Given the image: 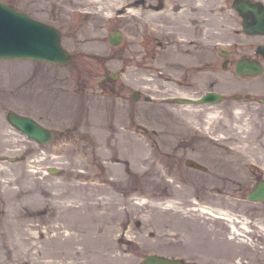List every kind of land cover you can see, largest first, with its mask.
Listing matches in <instances>:
<instances>
[{
  "label": "rangeland",
  "instance_id": "374dc122",
  "mask_svg": "<svg viewBox=\"0 0 264 264\" xmlns=\"http://www.w3.org/2000/svg\"><path fill=\"white\" fill-rule=\"evenodd\" d=\"M2 1L59 27L73 59L65 67L0 60V264H48L53 216L74 217L66 201H95L108 184L119 212L103 223L100 251L77 255L78 264H141L150 253L185 264H264V201L245 199L264 179V73L244 77L234 61L222 66L233 0H168L162 12L157 0H118L115 9L111 0ZM117 30L125 38L115 47L108 35ZM105 71L120 74L110 95L98 82ZM208 91L226 100L167 102ZM8 110L53 128L55 141L40 145L15 130ZM215 215H242L250 231L239 227L246 235L235 236L231 221Z\"/></svg>",
  "mask_w": 264,
  "mask_h": 264
},
{
  "label": "water",
  "instance_id": "95a60500",
  "mask_svg": "<svg viewBox=\"0 0 264 264\" xmlns=\"http://www.w3.org/2000/svg\"><path fill=\"white\" fill-rule=\"evenodd\" d=\"M236 5L240 6L242 3H236ZM246 11L257 12V9L246 8ZM262 25L263 22L257 21L252 26V29L260 28ZM110 39L112 43L117 45L122 41L123 36L121 33L111 34ZM262 51L264 52V48ZM1 58H33L56 64H67L70 60L68 52L61 44V34L57 28L33 19L26 13L20 12L2 1H0ZM238 70L243 74L254 75L261 73L263 68L257 62H241ZM220 99V95L208 93L199 102H210ZM179 101L186 100L180 99ZM6 117L15 128L39 143H50L55 138V132L52 129L44 127L29 116L10 110L7 112ZM9 160L13 161L15 158H9ZM50 172L56 174L58 170L52 167ZM248 197L251 200H264V180H261L250 191ZM142 264H182V261L159 254H149L143 259Z\"/></svg>",
  "mask_w": 264,
  "mask_h": 264
},
{
  "label": "bare ground",
  "instance_id": "6f19581e",
  "mask_svg": "<svg viewBox=\"0 0 264 264\" xmlns=\"http://www.w3.org/2000/svg\"><path fill=\"white\" fill-rule=\"evenodd\" d=\"M90 2L91 1L88 0V3ZM117 5H118V0H111L112 9H115ZM240 128L244 129L242 126H240ZM256 139L258 140L259 144L262 142V140L259 137V134L257 135ZM261 153L262 156L260 157V159L262 160L264 159V148L262 149ZM247 159L248 158H246V156L243 155L242 157H237L235 162L245 163ZM114 167H119V165L115 163ZM123 176L126 177V175L124 174ZM116 180H119L118 176L114 178L113 182H115ZM111 188L112 191H109V189L111 190ZM111 188L109 184L108 187H99L96 193L102 195L99 199L95 201H90L88 199H84V200L71 199L70 201H66L69 202V204L64 203L65 208L67 209V211L72 212L74 214V217L68 219L63 216L61 218V212H59L60 214L53 216L54 217L53 221L58 222V225L51 224L49 230L47 231L50 232L52 230H56V234L50 236L49 240H50V245L55 243L57 244V247H55L54 249H50V252L48 254L50 260L48 264H56V263L66 264L67 258L72 259L71 264H78L74 258L77 255L80 254L85 255L86 253H91V252L92 254H96L98 251H100L102 241H100V244H98V238L103 236L101 235L103 234L102 226L104 224L107 225V220L109 221L108 217L110 218L112 215H114L115 211L119 212L116 202H113V198L116 195L115 193L116 191H114V187ZM96 193H93V191H89L86 195H89L90 198H94ZM65 194L66 191L62 192L61 196ZM140 195H141L140 192H131V196H133V198L135 199L139 200ZM68 196H70V194ZM57 203L59 202L56 203L52 202V204L54 205H56ZM141 205L142 206L138 205L139 206L138 208L132 207L133 211L141 213L143 211V208H145V205L143 204ZM222 213L226 215L228 214L225 212ZM226 218L229 219V217ZM232 219L234 220L231 219L230 220L235 221L237 219L243 221L245 217L242 215H238L237 217H233ZM230 226L233 228L232 234H234L235 236H237L238 234H242L239 228H235L236 224L234 222H231ZM112 227L114 226L110 223L108 225L110 231L114 229ZM106 233L109 234L110 232L106 231ZM89 238H93L95 240ZM89 241L91 243H89ZM240 243H243V240H241ZM61 255H63L64 257H61ZM24 261L25 258L19 260V262H24ZM96 262L98 263L97 260Z\"/></svg>",
  "mask_w": 264,
  "mask_h": 264
},
{
  "label": "flooded vegetation",
  "instance_id": "af4514ba",
  "mask_svg": "<svg viewBox=\"0 0 264 264\" xmlns=\"http://www.w3.org/2000/svg\"><path fill=\"white\" fill-rule=\"evenodd\" d=\"M235 0L231 2V6L228 7L233 15H235V18L233 21H230L228 25L232 28V30L224 31V33L227 32L229 34V39L226 42V46L219 49L220 58H222V66L226 68L229 65L234 64L236 65L238 61L240 60H249V61H264V55L261 53L260 47L264 46V25L258 29L256 32H250L251 26H245L244 22L252 23L255 22L258 17L263 21L264 23V0H247L249 2H262L263 5L257 6L262 10V13L260 15H253L250 14L249 11L245 13V15L242 13V11H246L243 9V7L235 6L233 4ZM168 2V0H157V5L155 9L158 12H162L165 9V4ZM227 0H223V5L227 7L226 5ZM181 10L177 9L175 14L177 12H180ZM232 19V17H230ZM226 25L228 22H224ZM225 29V28H223ZM236 67V66H234ZM115 74L109 71H105L101 79L98 81L102 88L105 89V93L107 95L112 94L115 91V87L113 85L115 80ZM104 93V94H105ZM138 98L142 97L141 93H137ZM219 219L221 216L216 215ZM212 218V217H209ZM222 219V218H221ZM238 225L240 227H244V224H241L242 222L238 220ZM215 225V223H213ZM216 226V225H215ZM223 228L220 227L219 229H215L214 231L220 232ZM241 239H245L241 237ZM246 247V246H245ZM255 250V249H254Z\"/></svg>",
  "mask_w": 264,
  "mask_h": 264
}]
</instances>
